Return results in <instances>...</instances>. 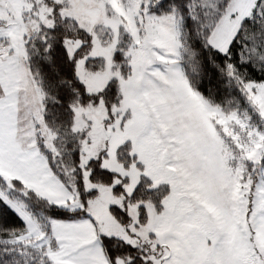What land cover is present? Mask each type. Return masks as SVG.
<instances>
[{
  "label": "snow or ice",
  "instance_id": "snow-or-ice-1",
  "mask_svg": "<svg viewBox=\"0 0 264 264\" xmlns=\"http://www.w3.org/2000/svg\"><path fill=\"white\" fill-rule=\"evenodd\" d=\"M0 264H264V0H0Z\"/></svg>",
  "mask_w": 264,
  "mask_h": 264
}]
</instances>
